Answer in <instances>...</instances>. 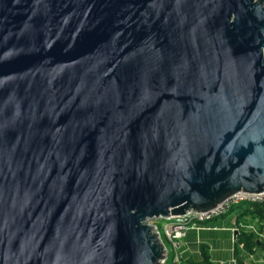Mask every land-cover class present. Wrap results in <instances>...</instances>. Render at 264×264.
I'll use <instances>...</instances> for the list:
<instances>
[{"label": "water", "instance_id": "obj_1", "mask_svg": "<svg viewBox=\"0 0 264 264\" xmlns=\"http://www.w3.org/2000/svg\"><path fill=\"white\" fill-rule=\"evenodd\" d=\"M263 190L264 0H0V264H163Z\"/></svg>", "mask_w": 264, "mask_h": 264}, {"label": "crops", "instance_id": "obj_2", "mask_svg": "<svg viewBox=\"0 0 264 264\" xmlns=\"http://www.w3.org/2000/svg\"><path fill=\"white\" fill-rule=\"evenodd\" d=\"M258 219L244 215L242 208H236L212 224L201 229H190L181 243L182 263L200 261L201 248L207 246L214 264H264V232L258 226ZM245 231L253 234L258 244L253 252L246 251L237 243V234Z\"/></svg>", "mask_w": 264, "mask_h": 264}, {"label": "built area", "instance_id": "obj_3", "mask_svg": "<svg viewBox=\"0 0 264 264\" xmlns=\"http://www.w3.org/2000/svg\"><path fill=\"white\" fill-rule=\"evenodd\" d=\"M243 203H252V204H264V190L261 192H246V191H238L233 193L232 195L226 197L224 200L219 202L213 208L205 210L203 212L191 211L189 214L180 216H171L167 217L163 220L167 222L164 228L165 239L162 237L161 231L158 229L159 227L154 225L156 231L159 232L162 237L164 246H165V258L168 256L169 247L175 248L176 251H173V262L180 263L181 256L178 253V249L180 247L181 242L179 243V239L183 237L184 232L191 225L201 226V224L207 223V221H215L219 218L225 216L233 207ZM176 226L174 229L170 230L172 227ZM165 260H163V264Z\"/></svg>", "mask_w": 264, "mask_h": 264}, {"label": "trees", "instance_id": "obj_4", "mask_svg": "<svg viewBox=\"0 0 264 264\" xmlns=\"http://www.w3.org/2000/svg\"><path fill=\"white\" fill-rule=\"evenodd\" d=\"M236 208H242L244 211V215H250L251 217L258 219V221L264 224V204H239L233 207L227 214H229ZM236 236L237 243L241 244L243 248L248 252H253L255 247L258 246V244H263L253 234L245 231H241ZM201 257L202 259L200 261H190L186 262L185 264H214L211 261V256L206 245H203L201 248Z\"/></svg>", "mask_w": 264, "mask_h": 264}, {"label": "rangeland", "instance_id": "obj_5", "mask_svg": "<svg viewBox=\"0 0 264 264\" xmlns=\"http://www.w3.org/2000/svg\"><path fill=\"white\" fill-rule=\"evenodd\" d=\"M213 222H214L213 220H211V221H207V223H205V224H201V226L191 225V226L188 227V229H186V232H184L183 237L186 236L187 232H188L190 229H201V228H204V227L208 226L209 224H212ZM150 223H151L152 225H156V226L159 227L158 229L161 231L163 239H165L164 228H165L167 222H165V220H163V219H158V220H151ZM213 224H214V223H213ZM263 225H264V224L261 223L260 221L258 222V226H259V228H261V229L263 230V232H264V226H263ZM175 227H176V226L172 227L170 230L174 229ZM183 237H181V239H179V243H180V242L182 243ZM259 240H260V239H259ZM261 242H262V241H261ZM261 245H262V244H261ZM262 246H264V245H262ZM173 251H176L175 248H172V249H171V248L169 247V253H168V256L164 259V260H165V263H164V264H177V262H175V263L173 262V254H174ZM178 253H179V255L181 256V244H180V247H179V249H178ZM181 261H183V260H182V256H181V259H180V263H181ZM182 264H183V263H182Z\"/></svg>", "mask_w": 264, "mask_h": 264}, {"label": "bare ground", "instance_id": "obj_6", "mask_svg": "<svg viewBox=\"0 0 264 264\" xmlns=\"http://www.w3.org/2000/svg\"><path fill=\"white\" fill-rule=\"evenodd\" d=\"M161 237V236H160ZM161 240H162V237H161ZM162 242H163V240H162ZM164 244V243H163Z\"/></svg>", "mask_w": 264, "mask_h": 264}]
</instances>
